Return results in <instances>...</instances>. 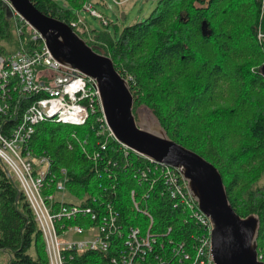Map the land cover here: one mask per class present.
<instances>
[{"label": "trees", "instance_id": "1", "mask_svg": "<svg viewBox=\"0 0 264 264\" xmlns=\"http://www.w3.org/2000/svg\"><path fill=\"white\" fill-rule=\"evenodd\" d=\"M87 1L31 0L71 27ZM258 29L264 33V0H157L145 19L124 26L117 37L90 29L101 45L79 36L109 56L122 77L132 76L128 83L134 104L149 108L169 138L219 170L237 214L258 215L257 249L264 264V41H258ZM235 36L245 46L235 43ZM23 41L31 43L28 32ZM18 46L0 0V55L12 54ZM98 129L95 116L79 125L42 121L28 148L34 156L47 155L55 174L65 169L66 193L75 202L90 205L95 198L111 204L123 231L144 225L145 218L131 207L129 193L135 189L154 219L153 231L162 235L150 261L177 264L173 248L191 244L200 224L188 217L179 199L162 194L161 182L151 187L148 181L139 183L149 161L98 135ZM238 189L239 199L234 196ZM144 195L148 197L141 199ZM113 243L107 252L74 253L73 263L114 264L111 259L123 240L114 237ZM0 250L9 254L8 264H49L32 209L1 162Z\"/></svg>", "mask_w": 264, "mask_h": 264}, {"label": "built area", "instance_id": "2", "mask_svg": "<svg viewBox=\"0 0 264 264\" xmlns=\"http://www.w3.org/2000/svg\"><path fill=\"white\" fill-rule=\"evenodd\" d=\"M2 1L11 14L19 46L12 54L0 55V162L18 183L32 209L49 264H74L73 255L78 252H107L114 246V237L123 240L116 257L111 259L114 264H152L150 253L162 235L153 231L154 219L148 208L140 204L135 189L129 193L131 207L145 218L144 225L139 222L123 231L118 227L119 212L111 204L92 198V204L82 205L58 198L57 193H66L67 172L62 168L55 174L47 155L34 156L28 148L35 126L42 121L79 125L95 116L97 134L115 137L103 114L96 81L56 60L39 32L17 13L9 0ZM86 13L104 26L111 23L92 1H87L71 23L78 35L90 33ZM26 32L29 45L23 41ZM257 39L264 41L260 29ZM101 147L104 149L105 143ZM131 151L146 158L150 165L141 171L138 182L148 181L150 187L161 182L162 194L179 199L188 217L200 224L191 244L181 243L173 248L177 264H214L210 220L191 196L180 171Z\"/></svg>", "mask_w": 264, "mask_h": 264}, {"label": "water", "instance_id": "3", "mask_svg": "<svg viewBox=\"0 0 264 264\" xmlns=\"http://www.w3.org/2000/svg\"><path fill=\"white\" fill-rule=\"evenodd\" d=\"M9 1L39 32L56 60L96 81L103 114L118 142L180 171L191 196L210 220L214 264H263L257 249L258 215L237 214L228 200L219 170L198 153L169 138L153 113L140 109L141 122L137 123L129 83L115 69L111 58L95 51L70 25L43 13L31 0ZM202 29L205 33L204 25Z\"/></svg>", "mask_w": 264, "mask_h": 264}, {"label": "rangeland", "instance_id": "4", "mask_svg": "<svg viewBox=\"0 0 264 264\" xmlns=\"http://www.w3.org/2000/svg\"><path fill=\"white\" fill-rule=\"evenodd\" d=\"M157 0H101L100 3L96 5V8L111 22L108 26L102 25V23L86 13L84 15L85 22L87 26L96 30L106 29L108 30L112 36L117 37L118 33L122 30L124 26L133 24L137 21H141L145 19L155 8ZM124 15V18L122 17ZM115 27L117 31L115 32ZM86 40L93 44L101 45V42L95 40V35L89 32L83 33L82 35ZM235 43H239L240 45H244L243 42H240V39L235 36ZM8 47V46H7ZM102 52L103 49H102ZM121 69L124 71L123 67ZM128 81L132 79L130 74H126ZM133 112L135 114V118L137 123L141 122L140 109L148 110L151 112L149 108L144 105H135L133 103ZM152 113V112H151ZM240 189L234 191V196L239 199ZM57 197L67 202H75L71 196L67 193H57ZM9 254L6 251L0 250V264H8Z\"/></svg>", "mask_w": 264, "mask_h": 264}, {"label": "crops", "instance_id": "5", "mask_svg": "<svg viewBox=\"0 0 264 264\" xmlns=\"http://www.w3.org/2000/svg\"><path fill=\"white\" fill-rule=\"evenodd\" d=\"M90 1H92V2L94 3V6L96 7V5H97L98 3H100L101 0H89V2H90ZM80 9H81V8H80ZM80 9H79L78 11H80ZM78 11H76V12H78ZM90 29H93V28L90 27ZM105 30H106V29H105ZM107 31H108V30H107Z\"/></svg>", "mask_w": 264, "mask_h": 264}]
</instances>
